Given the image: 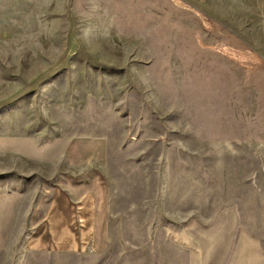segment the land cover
Instances as JSON below:
<instances>
[{
  "label": "rangeland",
  "instance_id": "1",
  "mask_svg": "<svg viewBox=\"0 0 264 264\" xmlns=\"http://www.w3.org/2000/svg\"><path fill=\"white\" fill-rule=\"evenodd\" d=\"M89 138L108 246L27 248ZM0 264H264V0H0Z\"/></svg>",
  "mask_w": 264,
  "mask_h": 264
},
{
  "label": "crops",
  "instance_id": "2",
  "mask_svg": "<svg viewBox=\"0 0 264 264\" xmlns=\"http://www.w3.org/2000/svg\"><path fill=\"white\" fill-rule=\"evenodd\" d=\"M74 142L65 152L69 171L59 174L48 199L37 202L25 245L34 251L101 252L109 243V210L101 165V139ZM97 141V140H94ZM92 147H95L93 150Z\"/></svg>",
  "mask_w": 264,
  "mask_h": 264
}]
</instances>
